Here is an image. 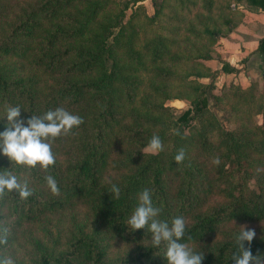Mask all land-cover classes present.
I'll return each mask as SVG.
<instances>
[{"label":"trees","instance_id":"1","mask_svg":"<svg viewBox=\"0 0 264 264\" xmlns=\"http://www.w3.org/2000/svg\"><path fill=\"white\" fill-rule=\"evenodd\" d=\"M11 1L0 0V17H12L0 35V59L26 62L37 73L12 79L0 68V117L8 105H19L25 120L63 107L84 122L50 141L56 163L47 170L12 164L0 154V170L13 171L33 189L27 199L15 192L0 199V228L8 229L0 255L13 250L26 228L81 205L92 226L71 223L64 236L44 229L29 244L32 250L20 256L13 250L15 264H167L164 244L153 247L146 228L126 225L139 193L148 188L161 209L158 219L185 217L181 242L204 253L202 264H234L239 230L220 227L264 222V108L257 106L263 120L251 128H229L213 110L233 90L238 99L255 103L256 84L242 91L230 83L222 90L209 73L202 76L209 82L184 88L194 95L185 110L165 106L171 99L166 87L177 80L164 67L173 59L172 41L156 35L137 50L126 6L110 12L109 0H26L13 14L5 4ZM202 1L210 12L213 0ZM205 33L213 41L214 33ZM257 52L264 57V39ZM222 70L235 71L226 64ZM6 125V117L0 119V132ZM154 134L164 146L158 154L144 151ZM181 148L185 159L176 164ZM46 175L57 180L58 196ZM112 184L121 189L119 199L109 193ZM218 232L220 238L211 240ZM255 232L251 252L264 255V227Z\"/></svg>","mask_w":264,"mask_h":264},{"label":"rangeland","instance_id":"2","mask_svg":"<svg viewBox=\"0 0 264 264\" xmlns=\"http://www.w3.org/2000/svg\"><path fill=\"white\" fill-rule=\"evenodd\" d=\"M79 0H76L78 2ZM112 6L108 8L110 12H117L122 7L126 6V18L132 17V22L136 30L138 42L135 48L137 50L142 48L145 41L153 36L160 35L162 37L171 40V46L168 45L171 51L172 60L166 61L164 67L172 72L176 73L177 80L174 83L166 87L167 92L171 96V99L165 101V106L173 107L180 110H185L189 106L191 98L194 96L184 88L188 85L203 84L209 82L208 77H202L211 73L213 68H219L216 64L212 67H208L204 61L207 56H210L211 45L209 44L208 35L206 31H215L220 25L221 21L214 9L210 12L203 10L202 0H109ZM26 2V0H13L5 3L8 5V10L13 11V14L18 12V9ZM220 9H218L219 11ZM217 12V11H216ZM11 16L0 17V35L6 30ZM117 31V30H116ZM115 31V32H116ZM180 58L182 62L175 64L173 60ZM184 62V63H183ZM0 68L6 72V74L12 78H25L32 73L36 74L33 69L26 62H18L12 59H0ZM219 72V69H217ZM221 75V73L219 74ZM185 80L191 82L188 83ZM144 84L149 82V78L142 79ZM221 79L217 80V84L220 85ZM256 84L255 90H253L256 102L251 104L245 100L238 99L233 95L235 91H230L225 97L219 98V108L213 111L221 120H224V124L229 128H235V126L245 125L247 127H253L256 123H260L263 120L261 115H257V106H263L264 108V95L261 90V86ZM222 90L223 87H220ZM225 88L224 90H226ZM245 88H242V91ZM221 90V91H222ZM146 93V88H143ZM210 105V102H209ZM264 121V120H263ZM206 164L209 162L205 161ZM71 223L89 224L93 225L92 216L87 212L85 207L81 205L75 209L59 213L51 216L49 222L46 221L40 226L28 227L24 232H21L18 240L15 242L13 250L16 256L21 255V251L25 254L32 248L29 244L34 239H41L44 229H48L53 234L61 233L62 236L67 232L68 226L71 227ZM240 225H223L221 230L235 229L240 230ZM248 228L255 231L264 227V222L260 224H246ZM247 230V229H246ZM219 232L215 234L211 240L215 241L220 238ZM116 246H119L116 243ZM5 252L2 255L10 256L13 252ZM114 253V251H112Z\"/></svg>","mask_w":264,"mask_h":264},{"label":"clouds","instance_id":"3","mask_svg":"<svg viewBox=\"0 0 264 264\" xmlns=\"http://www.w3.org/2000/svg\"><path fill=\"white\" fill-rule=\"evenodd\" d=\"M7 125L0 132V154L6 156L12 164L26 166L28 168H40L47 170L56 163L55 154L52 151V143L58 137L66 136L74 128H78L84 121L78 114H73L63 107L48 110L43 115H31L28 119L21 118L19 105H8L5 114ZM176 134H179L177 131ZM164 150L163 142L158 135H153L148 142L145 152L158 154ZM185 159V150L179 149L174 157L176 164ZM214 163L219 164L215 158ZM47 187L53 195L60 194L57 180L52 175H46ZM18 193L21 199H27L33 195L26 179H22L13 171L0 170V199L6 194ZM109 193L119 199L121 189L112 184ZM152 191L143 189L138 195V205L126 221L128 228L134 230L147 229L151 233L153 247L164 244V258L167 264H202L205 259L202 251H196L189 243L181 242L185 237L187 221L183 216L174 217L171 222L158 219L161 209L153 204ZM247 229V230H246ZM256 236L254 229L247 225H241L234 239L237 252L233 253L234 264H264V255H253L251 242ZM8 229L0 228V245L7 243ZM189 240L191 237L188 238ZM248 242V247H245ZM0 264H15L11 256L0 255Z\"/></svg>","mask_w":264,"mask_h":264},{"label":"crops","instance_id":"4","mask_svg":"<svg viewBox=\"0 0 264 264\" xmlns=\"http://www.w3.org/2000/svg\"><path fill=\"white\" fill-rule=\"evenodd\" d=\"M213 5L212 12L222 21L212 31L215 37L208 41L210 56L204 62L208 67L219 65L210 70L216 74V86L233 83L246 88L257 83L264 95V57L257 52L259 42L264 39V0H213ZM224 64L235 71L224 72Z\"/></svg>","mask_w":264,"mask_h":264}]
</instances>
